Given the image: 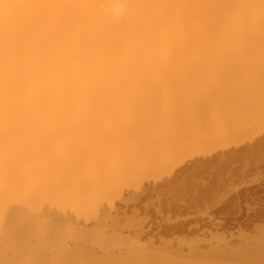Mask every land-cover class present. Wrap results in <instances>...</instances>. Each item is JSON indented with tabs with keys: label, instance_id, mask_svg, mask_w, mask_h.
Wrapping results in <instances>:
<instances>
[{
	"label": "bare ground",
	"instance_id": "6f19581e",
	"mask_svg": "<svg viewBox=\"0 0 264 264\" xmlns=\"http://www.w3.org/2000/svg\"><path fill=\"white\" fill-rule=\"evenodd\" d=\"M263 126L264 0L6 3L0 264H264V231L184 255L76 227L121 188Z\"/></svg>",
	"mask_w": 264,
	"mask_h": 264
},
{
	"label": "rangeland",
	"instance_id": "374dc122",
	"mask_svg": "<svg viewBox=\"0 0 264 264\" xmlns=\"http://www.w3.org/2000/svg\"><path fill=\"white\" fill-rule=\"evenodd\" d=\"M222 143L197 154L194 162L186 157L169 171L143 179L139 189L121 188L101 200L97 223L76 227L104 228L99 238L118 227L116 235L129 245L171 247L170 252L184 255L219 242L246 247L264 231V126L247 139ZM63 211L69 223L80 218L71 209Z\"/></svg>",
	"mask_w": 264,
	"mask_h": 264
},
{
	"label": "clouds",
	"instance_id": "9594fccd",
	"mask_svg": "<svg viewBox=\"0 0 264 264\" xmlns=\"http://www.w3.org/2000/svg\"><path fill=\"white\" fill-rule=\"evenodd\" d=\"M9 2H16V0H0V9H2L3 6H4L6 3H9ZM117 14H122V13H117Z\"/></svg>",
	"mask_w": 264,
	"mask_h": 264
}]
</instances>
